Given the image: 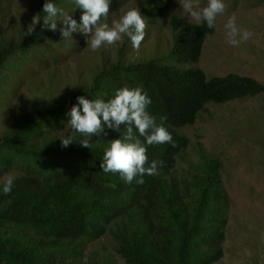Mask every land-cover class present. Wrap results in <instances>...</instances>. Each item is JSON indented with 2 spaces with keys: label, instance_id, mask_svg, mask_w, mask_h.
<instances>
[{
  "label": "trees",
  "instance_id": "obj_1",
  "mask_svg": "<svg viewBox=\"0 0 264 264\" xmlns=\"http://www.w3.org/2000/svg\"><path fill=\"white\" fill-rule=\"evenodd\" d=\"M3 1L0 19L8 14L5 6L2 9ZM130 1L111 0L109 15ZM43 3L33 0L30 14L35 16ZM56 4L73 10L68 12L80 22L83 9H74L75 0H56ZM138 8L149 28L163 20L169 4L141 0ZM57 25L51 30L41 21L28 34V27L10 29L0 22V105L3 92L20 100L12 127L0 140V177L15 168L22 170L11 193L0 192V264H110L95 254L85 261L87 246L106 237L126 264H215L221 260L229 223L223 162L210 157L201 144L192 147L195 157H190L191 141L180 129L195 124L208 104L264 95V85L235 73L207 79L202 69L190 64L199 62L206 39L216 28L209 29L205 23L182 30L180 20L172 17V65L157 60L135 62L121 55L112 58L110 49L116 45H102L101 70L92 72L89 82L76 80L59 96L40 87L43 91H32L24 99L8 85L7 75L19 72L12 62L15 54L34 53L29 54L32 59L54 67L49 70L52 79L66 61L56 45L73 54L78 41L82 47L87 45L79 31L73 32L77 41L63 42L60 29L67 25L59 17ZM125 86H139L148 93L152 99L148 110L174 141L147 145L149 162L163 163L158 175L144 176L143 184L135 178L127 183L118 172L105 173L100 168L105 147L126 131L123 124L120 130L105 127L92 134L91 146L79 140L61 146L60 137L71 131L67 113L79 103L78 96L107 100ZM4 115L0 107L3 125ZM161 116L167 119L162 121ZM81 137L78 133L77 139ZM179 160L189 168L178 175L174 171Z\"/></svg>",
  "mask_w": 264,
  "mask_h": 264
},
{
  "label": "rangeland",
  "instance_id": "obj_2",
  "mask_svg": "<svg viewBox=\"0 0 264 264\" xmlns=\"http://www.w3.org/2000/svg\"><path fill=\"white\" fill-rule=\"evenodd\" d=\"M167 2L169 10L163 20L152 23L149 28L146 24L145 37L139 49L133 48L131 40L123 35L121 40L112 44L116 46L110 49L111 57L121 55L122 58L135 62L157 60L162 64L172 65L175 59L169 53L174 33L169 21L172 17L178 18L182 30L194 23L188 22V17L180 9L177 0ZM140 3L141 0L122 3L117 12L108 16L107 22L111 24L113 19H119L122 10L138 7ZM199 3L203 6L207 0H199ZM32 4L33 0H4L1 6L2 9L5 6L8 14L0 19L1 25L6 28L8 24L10 29L28 27L34 16L30 14ZM226 5L225 13L217 18L215 33L206 39L199 62L190 66L202 69L207 79L235 73L254 78L264 85V0H226ZM26 11L29 14L23 13ZM64 11H72L71 14L74 12L70 8ZM232 14L236 15L237 23L242 28L253 33L249 40L238 46L227 42L224 29V23ZM75 18L79 20L77 15ZM73 35L67 39L68 42L78 40ZM63 39L61 38L66 43L67 40ZM56 46L66 61L59 64L57 75L52 79L49 70L54 67H47L32 59L29 54L34 53L15 54L12 62L19 72L7 73L11 91L17 90V94L26 96V99L30 92H41L43 90L40 87H43L59 96L72 87L69 86L71 83L76 80L89 82L90 74L101 70L98 64V59H101L99 49L93 51L86 48L87 45L82 47L78 41L73 54V51L64 46ZM7 88L6 85L3 90ZM1 97L0 107L5 111V125L0 123V140L12 127L20 105V100L11 98L8 92H3ZM180 132L191 141V148L188 150L190 157H195L194 149L201 144L210 157L219 158L223 162L222 179L223 187L228 193L229 223L226 241L222 246L223 257L215 264H264V95L222 105L208 104L195 124L180 129ZM187 168L189 165L179 160L174 173L179 175ZM21 174L22 170L19 168L12 169L0 177V182L8 175L16 177ZM91 254L106 259L110 264H126L115 253L108 237L87 246L85 261L90 259Z\"/></svg>",
  "mask_w": 264,
  "mask_h": 264
},
{
  "label": "clouds",
  "instance_id": "obj_3",
  "mask_svg": "<svg viewBox=\"0 0 264 264\" xmlns=\"http://www.w3.org/2000/svg\"><path fill=\"white\" fill-rule=\"evenodd\" d=\"M177 2L190 24L206 23L209 29L216 27L218 16L225 13L227 6L226 0H207L203 6L199 0ZM75 5L74 9H83L80 22L70 12L58 8L56 0H44L42 9L36 13L28 26V34L34 32L41 21L44 27L56 30L59 17L67 25L60 29L63 40L72 38L73 32H82L86 37V48L93 51L100 49L102 45L114 44L121 40L123 35L131 40L133 48L139 49L141 46L145 37L146 21L138 7L122 10L119 19H113L109 24L107 19L111 0H75ZM224 29L227 42L234 46L253 36L252 31L237 23L235 14L227 18ZM77 99L79 103L73 105L67 113L70 116L67 126L71 131L60 137L62 147H67L76 140L84 146H91L92 142L88 137L92 134L103 132L105 127L120 130L123 124L126 126L124 134L111 140L104 149L100 163L102 171L118 172L125 182L131 183L135 178L140 184L144 183L145 175L159 174V166L163 162L157 159L149 162L147 145L174 141L167 128L162 123L158 124L156 117L148 110L152 99L146 91L139 86H125L118 88L115 95L107 100L99 96L90 99L84 95L78 96ZM160 119L163 121L167 117L161 116ZM78 133L82 134L80 139H77ZM140 137H144V140L141 141ZM14 181L15 177L8 175L0 184V192L11 193Z\"/></svg>",
  "mask_w": 264,
  "mask_h": 264
}]
</instances>
